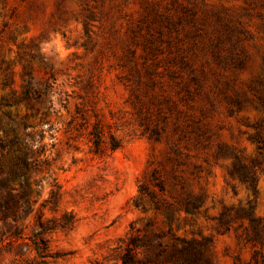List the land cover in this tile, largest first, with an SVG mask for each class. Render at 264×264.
Listing matches in <instances>:
<instances>
[{
	"label": "rangeland",
	"instance_id": "1",
	"mask_svg": "<svg viewBox=\"0 0 264 264\" xmlns=\"http://www.w3.org/2000/svg\"><path fill=\"white\" fill-rule=\"evenodd\" d=\"M131 240L264 264V0H0V264Z\"/></svg>",
	"mask_w": 264,
	"mask_h": 264
},
{
	"label": "trees",
	"instance_id": "2",
	"mask_svg": "<svg viewBox=\"0 0 264 264\" xmlns=\"http://www.w3.org/2000/svg\"><path fill=\"white\" fill-rule=\"evenodd\" d=\"M97 135V137L99 138L100 134L98 133ZM95 144L97 147H99V140H95ZM117 146L118 143L114 144L113 148H116ZM18 162L19 164H22L25 167V170L28 168L25 156L19 157ZM52 199L54 203H57L59 200V194L55 193L54 195H52ZM252 220L255 221V218H252ZM70 223H72V221L63 224L62 227L68 226L70 225ZM40 224L41 227H43L42 221H40ZM135 246L136 244L133 240L127 243L126 251L122 257L123 264H129L134 260L136 255ZM166 260L172 262V264H209L208 261L203 260L200 248L193 241H190L187 245L183 246L182 248H178L173 252L169 253L166 257Z\"/></svg>",
	"mask_w": 264,
	"mask_h": 264
}]
</instances>
